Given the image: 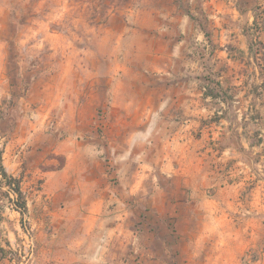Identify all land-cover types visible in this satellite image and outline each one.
<instances>
[{
  "label": "rangeland",
  "instance_id": "obj_1",
  "mask_svg": "<svg viewBox=\"0 0 264 264\" xmlns=\"http://www.w3.org/2000/svg\"><path fill=\"white\" fill-rule=\"evenodd\" d=\"M159 2L0 0V164L27 200L0 194V264H264V0L190 16L176 78L137 30Z\"/></svg>",
  "mask_w": 264,
  "mask_h": 264
},
{
  "label": "crops",
  "instance_id": "obj_2",
  "mask_svg": "<svg viewBox=\"0 0 264 264\" xmlns=\"http://www.w3.org/2000/svg\"><path fill=\"white\" fill-rule=\"evenodd\" d=\"M162 4L158 7L154 6L151 10L146 12L144 23L141 25L140 28L137 30L144 29V32L146 35H149V56L151 59V71L153 72L155 69H157V63L160 62V68L163 74L166 76H176L178 75L179 71L181 69L183 70V66H186L189 64V61L194 60L195 56L192 55L191 57L187 54L192 53V50H195L197 46L200 45V43H187V38L182 37L181 35H190L195 33H202V26L200 23L195 24L190 22V19L194 16H198L199 14L203 17H215L218 18L220 15L226 16L227 14H230L229 17L238 18L241 17V13L244 14L245 11L242 9H239V6L241 4L245 5L248 0H239L240 4L230 10L227 8L229 7L227 2L229 0H159ZM159 2V3H160ZM238 2V0H237ZM229 4V3H228ZM240 10V12H239ZM230 12V13H228ZM250 12V10H249ZM191 16V18H190ZM255 19L254 15L249 18V22H253ZM161 20V21H160ZM203 25V24H202ZM204 26V25H203ZM216 25L209 24V28L206 30H210L215 32V30L212 29V27ZM130 30L133 33L132 29H127L126 35L122 39L123 42H127L130 39ZM222 32H228L225 30H222ZM229 32H232V30H229ZM200 37V36H198ZM227 43V42H225ZM221 46H223V43H219ZM239 48H243V42L238 43ZM196 46V48H195ZM221 54H223L222 50H220V58ZM228 58L229 57H225ZM182 74V73H180ZM168 83L170 79H165ZM150 96L148 97V100H153L156 95V90L154 91L153 87V81L150 82ZM170 88L171 85L168 84L167 88L165 89V92L167 95L165 98L161 94L160 97L164 100L161 102V105L158 107V112L163 113H170L172 107H166V100L171 98L170 95ZM116 97V95H115ZM114 97V99H115ZM136 110H146L150 112L152 110V107H141L137 106L135 108ZM157 110V109H156ZM136 112V111H135ZM146 123L145 130H150L155 125L154 122L152 123ZM149 131L135 133L134 135H129V140H133L134 142H137L138 139L147 138ZM131 243L135 242V239H131ZM127 241V243H130ZM131 255V254H130Z\"/></svg>",
  "mask_w": 264,
  "mask_h": 264
},
{
  "label": "trees",
  "instance_id": "obj_3",
  "mask_svg": "<svg viewBox=\"0 0 264 264\" xmlns=\"http://www.w3.org/2000/svg\"><path fill=\"white\" fill-rule=\"evenodd\" d=\"M253 26L257 24L256 19L253 20ZM252 30V28H250ZM244 32L245 28H244ZM247 35V33H245ZM255 42L260 46L261 49L264 50V42L261 41L259 38L254 39ZM248 52H252L253 43L252 40L248 43ZM264 60V58H263ZM263 83L261 84V86ZM217 86V89H208L206 92H204V96L211 97V98H219L220 95V89L219 84H215ZM205 89V88H204ZM1 160V155H0ZM20 179L8 174L5 170V168L0 164V194L6 198L11 203V208L15 211H17L21 215V220H23L24 216L27 213V200L24 192L21 189L20 186ZM12 194L15 196V199H13L11 196ZM2 211V206L0 205V214Z\"/></svg>",
  "mask_w": 264,
  "mask_h": 264
}]
</instances>
